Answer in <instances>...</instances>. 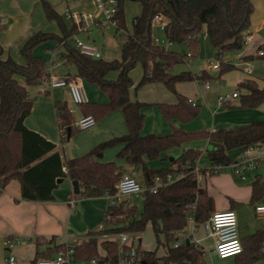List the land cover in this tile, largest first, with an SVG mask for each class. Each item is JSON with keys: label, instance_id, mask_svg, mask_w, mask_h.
I'll use <instances>...</instances> for the list:
<instances>
[{"label": "trees", "instance_id": "16d2710c", "mask_svg": "<svg viewBox=\"0 0 264 264\" xmlns=\"http://www.w3.org/2000/svg\"><path fill=\"white\" fill-rule=\"evenodd\" d=\"M125 1L119 0L117 36L127 30ZM138 1L141 12L134 20L132 32L127 33L120 59H95L82 54L70 44L61 46L62 57L67 59L64 63L75 69L69 78H82L97 84L109 97L108 103L88 101L81 104L84 115H93L98 121L116 109H121L128 128L125 135L103 141L87 154L69 159L66 163L54 142L25 124L33 106L26 84L38 85L47 74L43 58L34 54V49L50 39H60V36L46 32L31 36L21 49L26 59L25 64L18 63L11 56L3 59V47L0 44V194L10 180L18 179L22 185L23 199L52 200L58 179L64 177L79 181V196L113 194L122 174L116 171L114 161L102 162L100 158L106 149L123 145L118 157L131 165L142 167L145 185L151 186L158 176L163 181H167L169 175L183 176L160 187L155 193L145 191L141 213L137 206H128V199H123L118 204H109L105 214V227L96 232L100 235L128 233L134 241L133 234L143 233L147 225L151 224L158 246L155 250H139V242V247L135 248L137 255L131 264H203L199 261L203 250L195 243L181 242L179 246L173 245L180 241L177 235L186 229L189 217L193 216L196 223H203L208 221L216 210L215 199L209 194L205 183L198 179V173L205 177V174L216 175L227 171L224 167L237 161L244 149L264 144V119L237 128H218L215 131H186L174 128L167 135H143L141 131L145 120L142 113L144 102L133 100L131 97L130 91L134 86L131 73L137 66L142 67L143 73L136 88L160 82L177 95V103L159 104L167 121L192 120L199 114L200 105L178 93L176 83L193 80L211 82V76L207 70L202 71L200 75L191 71L173 73L175 65L186 62L188 53L182 56L167 49L163 44L156 43L152 19L156 14H162L166 18L164 31L168 41L187 43L192 55L199 49V34L204 32L212 46L218 48L221 56L227 50H239L243 47L244 38L249 35L251 29L254 5L252 0ZM42 3L46 16L59 23L65 37L77 32L74 27L67 28L65 19L50 2L42 0ZM4 28L5 24L0 16V32ZM260 51L263 54H260ZM256 58L264 59V42L258 47L256 54L246 56V59ZM222 64L221 61L220 66ZM232 68L234 66L227 64L221 73ZM113 72H117L115 78L110 77ZM19 76L25 79V84L19 82ZM236 89L240 108H257L264 104V80L261 84L255 78H247L239 82ZM69 108L66 101L56 102L57 121L64 140L78 130L74 126V115L70 113ZM198 138H207L212 146L209 150V167H199V170L195 171L202 154L198 149L184 150L174 161L178 163L176 167L170 165L154 169L147 165L145 157L150 160L159 159L166 150ZM232 150L237 151V154L231 155ZM220 166L223 169H217ZM230 202L232 206L236 204L233 199H230ZM250 202L253 205L264 204V177L257 175L252 182ZM96 232V235L92 233L89 239L74 247V260H104L118 264L121 259L120 243L115 239H104L101 244L106 250V255L101 256L98 251L99 235ZM161 235H164V241ZM242 243L244 250L236 256L241 257L239 264H253L256 259L264 258V231H257ZM161 246L166 248L164 255L157 253ZM66 247L62 244L49 249V256ZM247 247H250L248 252ZM123 248L126 253L122 259H130L132 245L124 244ZM40 254L37 250L36 255Z\"/></svg>", "mask_w": 264, "mask_h": 264}, {"label": "crops", "instance_id": "0c3cea01", "mask_svg": "<svg viewBox=\"0 0 264 264\" xmlns=\"http://www.w3.org/2000/svg\"><path fill=\"white\" fill-rule=\"evenodd\" d=\"M5 3L8 4L6 9ZM40 3L43 6V3ZM40 3L37 2L35 7L34 5L31 7L29 0H3V3L0 4V16L2 17V21L4 23L6 22V27L0 32V44L3 47V59L11 56L18 63L24 64L22 63L24 59L21 49L25 42L38 32L54 33L59 35L60 39L61 37H64L62 28L56 20L50 19L53 20L51 21L53 23L51 26H49V28H46L44 25H42L41 21L38 22V20L41 18L42 12H44L42 11V7L40 9L38 5ZM50 4L55 8L56 4ZM64 7L62 9V14L60 13L61 11L55 8L58 13L61 14L62 18H64ZM34 8H37L38 15H36ZM44 15H46V12L43 13V18ZM66 26L68 29L73 27L72 24L69 26L67 23ZM103 29L104 28H98L95 30L98 32V34H101L102 31L100 30ZM92 31L93 29L88 33L79 34L90 35ZM248 33L250 35L249 42H252L256 35L251 29ZM116 35L118 34L116 33L115 28V36ZM60 39H55L57 40V43L53 41H46L40 44L34 49V54L43 58L46 70L49 72L56 73L60 76H70L73 75L75 71L71 72L69 66L63 62L62 47L59 45ZM85 40L91 41V38L89 37ZM263 42L264 40L260 39L258 42L259 45L257 44L258 46L255 49L256 53L258 47ZM40 47H44V51H48V53H38L37 50ZM100 47L103 48V46ZM200 48V50H202L201 46ZM248 55H253V53L247 50L246 53L239 52L238 56L240 57H236V60L234 56L229 58L230 62L233 63L229 64L234 67H240L244 62L247 63L249 67L245 66L246 70L240 69V72L238 71L239 69H236V72L238 73L233 74V70L230 69L226 72L220 73L219 77H221L223 81L227 82L233 87H237L239 82L247 78H255L262 84L263 79L260 80L259 78H256L252 73L255 72V66L253 65L256 61L254 59H246V56ZM58 56L59 58H57ZM194 56L195 55H192L191 57L187 58L186 63H188L189 66H191L189 59L193 58ZM215 62L221 63V60H216ZM213 63L210 62L209 64L212 65ZM210 65L206 67V70L216 71L220 70L221 68L220 66L218 69H211ZM60 66H64V69L56 71ZM116 76L117 72H113L110 75L112 78H115ZM80 79L83 82L89 101H92V99L98 100L100 102L106 101L103 95H101L100 91L87 88V81L82 78ZM24 80L25 79L23 78L22 82L20 80L19 82L24 84ZM157 83L159 82L149 83L148 85L146 84L148 86L149 92L156 94L147 102H178V97L176 94L175 98L167 97L162 93L160 87L155 85ZM136 85L137 84L134 83V86L130 91L132 99L146 101L140 96V93L137 92V88L135 87ZM26 87L30 93V97L33 100V106L30 114L25 120V124L28 128L39 132L45 138L54 142L56 144V149L62 155L64 163H66V161L69 159L87 154L95 146L103 141L125 135L128 132L125 115L122 111V114L120 112H116L107 115V117L103 120L97 121L94 127L82 130V132H79L75 135L73 134L70 138L64 140L57 121L56 102L61 101L63 97L61 91H63V93L67 91L68 98L64 101L70 102V105L67 102L69 106L73 105L69 88H50L44 82H41L38 85L26 84ZM176 90L178 93L187 96L189 99L197 101V103L200 105L199 116L195 119L200 120V126L193 128L191 126H194L196 123H183L178 119H174L171 122L165 119V121L163 119L164 115H162L163 117H159V113L155 111L156 108H153V113L155 112L153 116L158 117V119L161 118V126L159 127V130L156 128L153 130L158 131L157 135L170 134L174 128H182L186 131H197V129L215 131L218 128H237L248 125L254 121L264 119V110L262 108V105L264 104L257 108H240V100L238 98H230L229 103H227L230 104V106L222 104L219 101L220 95H231L235 90H237L236 88L231 93H223L219 90V88L213 90L212 85L209 88H206L198 81L193 80L177 82ZM147 110L149 109H146L145 111ZM35 113L36 115H34ZM75 114L78 115V118L84 116L80 105L77 107ZM143 131L144 130H142L141 133L146 135V132L143 133ZM203 141H207V146H211L207 138L187 140L180 146L170 148L163 152L159 159L150 160L145 157V160L150 168H154L160 160L169 161L168 166L173 165L176 167L178 163L174 161L184 150L203 147ZM122 147L123 145H115L106 149L102 158H100V161H114L117 172H120L122 175L130 174L135 177L139 176L143 180L142 184L145 185L146 179L142 167L139 172L140 166L131 165L125 159L118 157V152L122 149ZM207 149L210 148L208 147ZM198 163L201 166V162L199 161ZM64 169L66 170V167ZM224 174L225 171L220 174L210 175L206 181L207 189L209 194L215 199L216 210L233 208L236 211L238 215L240 237L242 241L245 242L252 234H255L257 231H264V223L259 225L256 222V219L264 220V212H259L256 209L257 205L262 204L253 205L250 202L252 183L238 186L232 183V179ZM239 178L241 181L245 180L241 177ZM72 182L73 181L68 177L62 178V182L58 183L57 188L54 190V199L48 201L25 200L22 198V185L18 179H12L7 183L0 194V241H2L5 245L4 240H6L8 237H18L19 242L15 246V254L17 258L16 264H36L39 259L55 256L58 252H53L51 256H49L48 250L58 245L64 244L67 247L74 248L84 240L89 239L91 234L96 232L94 231L95 226L101 225L106 214V208L110 204L107 194L97 197L78 196V194L74 193ZM230 199L235 201L236 204L234 206L231 205ZM246 214L249 217L255 218L249 224H244L243 221V218ZM203 226L208 228L211 232L208 222H205L204 224L196 223L192 216L191 219L188 220L186 229L179 233L184 234V238L178 237V239L181 242H184L187 238H190V242L195 243L204 252L205 247L202 244V240L204 239L205 234H199V230L200 228L203 229ZM139 234L141 235L142 233H138L136 236L138 237V240L141 239V243L142 238L139 237ZM209 234L211 236V233ZM101 235L98 236V251L99 254L105 256L106 250L101 244L102 241L104 239H115L114 237L116 236L117 238L118 234L110 237ZM133 245H135V243ZM214 248L212 249L213 251ZM249 249L250 247H247L246 251L248 252ZM37 250L41 252V254L38 256L36 255ZM157 251L158 255H164L166 253V248H164L163 251L162 249L158 248ZM214 255L216 256L215 251ZM8 258L9 255L6 258L7 264H11L8 261ZM92 262L97 263V260H92ZM65 264L78 263H75L74 258H72L70 262H66Z\"/></svg>", "mask_w": 264, "mask_h": 264}, {"label": "rangeland", "instance_id": "374dc122", "mask_svg": "<svg viewBox=\"0 0 264 264\" xmlns=\"http://www.w3.org/2000/svg\"><path fill=\"white\" fill-rule=\"evenodd\" d=\"M52 4H56L55 8H57L59 11H61L60 13L62 14V9L64 7V5H69L72 8H75V6L78 4L76 3L77 0H69V1H64V0H47ZM37 2H42V0H29V3H31V7H35V5L37 4ZM253 5H254V12L251 16V30L252 32L256 35L255 39H253L252 42H249L248 44H243V47L239 50H227L225 52L222 53V55L220 56V51L218 50V48H215L212 46L210 40L208 39V36H206L204 34V32L200 33L198 36V41H199V49L194 51V57L190 58V62H191V66L188 65V63H180L174 66L173 68V73L177 74V73H181L183 71H191L193 74L196 75H200L202 73V71L206 70V67H208L210 64V62H215L216 60H221L223 62L220 70H216V71H208L209 75L211 76L210 80H211V85H212V89L216 90L217 88H219V90L221 92H232L236 87H233L231 85H229L227 82L223 81V79H221V77H219V74L221 73V70L225 67V65L231 63L230 62V57H240L238 56L239 52H244L246 53V51H250L253 54H255V49L256 47L259 45L258 42L260 41V39L264 40V0H252ZM3 3V0H0V4ZM40 9L42 7V11L45 12V10H43V6L42 4H38ZM8 7V4L5 3V9ZM34 11L37 14V8H34ZM41 14V18L38 20V22H42V25H44L46 28H49V26L52 25L53 20H50L46 15H44L43 18V13ZM141 12V5L140 2L138 0H126L124 2V14H125V19H126V25H127V30H125L126 33H122L121 36H115V27L113 25H109L107 27H105L102 31L101 34H98V32L93 29V31L90 33V35H85V34H78V37H80L81 39H88L89 37L91 38V41H95L97 45L99 46H103L100 47L102 50V58L104 60H113V59H120L122 56V46H123V42L124 40L127 38L128 34L127 33H131L133 30V25H134V20L135 18L140 14ZM6 20V19H5ZM65 22L67 23V25L70 26L71 22L69 20H65ZM5 27H6V22L4 23ZM46 30H51V29H46ZM153 35L156 37H161L162 39H164V42L161 43L164 46H166V48L168 49H172L175 50L177 53H179L182 56H185V54L190 50V46L187 43H170L166 37L165 31L161 30L158 27H153ZM48 41H53L57 43V40L55 39H50ZM250 41V39H249ZM74 40L70 41V46L74 47ZM258 44V45H257ZM200 46L202 47V50H200ZM45 48L44 47H40L37 52L38 53H48V51H44ZM255 52V53H254ZM59 58V56L57 57ZM61 58V57H60ZM23 62L22 63H26V59L23 56ZM256 62L253 66H255V72H252L253 75L256 78H259L260 80H264V59L262 58H256L254 59ZM234 61V60H233ZM240 61V60H239ZM243 61V58H242ZM243 65H241L240 67L236 66L234 68H232L233 70V74H237L238 72H236V69H239L238 71L241 72L240 69L242 70H246L245 66H248L247 63H242ZM249 67V66H248ZM70 71L74 72L75 69L73 66H69ZM64 66H60L58 67V69L56 71L59 70H63ZM239 72V73H240ZM143 70L141 66H137L136 68L133 69L132 71V78L135 84H138L141 76H142ZM19 80L22 82L23 77L19 76ZM196 81V80H194ZM198 81V80H197ZM201 85H204V83L199 80L198 81ZM23 84V83H22ZM24 84H25V80H24ZM149 84V83H148ZM147 84V85H148ZM146 84L140 86L139 88H137V92L140 93V96L146 100V101H142L144 102V106L142 107V113L145 115V120H144V125L142 130L143 133L146 132L147 134H157L158 131H153L155 130V128L157 130H159V127L161 126L160 124V119H158V117L153 116V108H156L155 111H157L159 113V117H161L163 115L161 108H160V102H147L149 101L150 98L154 97L156 94L155 93H151L149 92L148 86ZM155 85H158V87H160L161 91L163 94H165L167 97L169 98H175V93L170 91L163 83H157ZM87 88L89 89H93L95 91H100L101 95H103V97L105 98V102H100L98 100H94L92 99V101L94 102H99V103H108L109 101V97L108 95L97 85L94 83H89L87 82ZM62 92V99L61 101H64L68 98V93L67 91H65L63 93ZM68 102V101H67ZM70 105V102H68ZM262 108L264 110V105H262ZM146 109H149L147 111H145ZM116 112H120L122 114V110L121 109H116L115 111H113L112 113H116ZM111 113V114H112ZM36 115V113L34 114ZM110 115V114H109ZM148 116V118H147ZM199 116V114L193 118L192 120L188 121V122H183V123H196L194 124V126H191L193 128H197L199 127V121L200 120H195L197 117ZM107 116L103 117L100 120H103L104 118H106ZM163 117V116H162ZM35 118V117H34ZM33 118V119H34ZM74 120L78 119V115L74 114ZM164 120L166 119L165 116L163 118ZM99 121V120H98ZM166 121V120H165ZM197 121V122H196ZM188 128V127H187ZM198 131V129H197ZM82 132L81 129H78L75 131V134ZM74 134V135H75ZM208 143L207 141H203V147H198L197 149L202 151L201 157L199 159V161L201 162V166L202 167H209L210 162H209V150L211 149V146H207ZM210 149H207V148ZM243 152V151H242ZM240 152V154L242 153ZM231 155H236L237 151L232 150L230 151ZM239 154V155H240ZM253 154V153H250ZM198 161V162H199ZM169 161L166 160H160L154 167V169H159V168H163V167H167L168 166ZM198 164V167H201ZM141 170V167L139 168V172ZM227 177H230L232 179V183H234L235 185L241 186V185H247V184H251L255 179L256 176H262L264 177V162L260 163V165L258 167L255 168H251L249 170H247L245 172V180L241 181L240 178L237 176V174H235L233 171L231 170H227L225 171V174ZM210 175L209 174H205L204 179H202V182L206 184V181L208 179ZM135 177V176H134ZM139 177V176H138ZM136 176V178L138 179V181L142 184V178L139 177L138 178ZM202 178V177H201ZM79 196V195H78ZM82 198V197H81ZM125 199H128V206H137L139 213H141L143 211V206H144V199L142 198L141 194H137V195H131L129 197H125ZM107 209V208H106ZM245 212V211H244ZM255 218L254 217H249L247 214L245 215V217L243 218L244 224H249L250 222H252ZM105 222V216L103 219V222L101 224H104ZM207 222V221H206ZM257 224H262L264 223L263 219H256ZM205 222H203L204 224ZM99 226H95V230H98ZM93 231V230H92ZM97 233V232H96ZM205 234L204 239L202 240V244L205 247V250L203 252V254L201 256H199V261L202 262L203 264H239L240 258L241 257H230L227 258L225 260H220L218 259L215 255H214V251L212 250L215 247V243H214V238L213 236L209 233H211L209 231L208 228L203 226V229L200 228L199 230V234ZM95 234V233H94ZM138 234V233H137ZM96 235V234H95ZM97 235L100 236L99 233H97ZM116 235L114 233H110V234H106V235H101V236H113ZM132 237V235H130ZM134 238L136 239V243L134 245L135 248H138L139 246V240L138 237L136 236V234H133ZM184 234H179L177 235V237H183ZM13 240H12V247L6 248V242L7 239L4 240L5 241V245L3 244L2 241H0V264H7L6 258L8 257V255H13L15 258V262L14 264H16L17 262V258H16V254H15V246L16 244L19 242L18 237L16 236H12ZM139 237L142 238V242H141V246L139 250H153L155 249L158 245H157V238L155 236L153 227L151 224H148L145 231L140 235ZM116 238V236L114 237ZM161 239L164 241V235H161ZM127 244H131V243H127ZM174 245V243H173ZM160 249H164L163 246L160 247ZM120 253H121V259L119 261L118 264H128L126 261H124L122 258L124 257L126 251H124L123 245L120 244ZM101 255V254H100ZM102 256V255H101ZM71 261V259H70ZM68 261V262H70ZM100 260H97V263H93L92 260H84V259H79L76 258L74 260L75 263H82V264H100L99 263ZM32 264V263H31ZM103 264H111L110 262H104ZM253 264H264V258H259L256 259Z\"/></svg>", "mask_w": 264, "mask_h": 264}, {"label": "built area", "instance_id": "2783aa9c", "mask_svg": "<svg viewBox=\"0 0 264 264\" xmlns=\"http://www.w3.org/2000/svg\"><path fill=\"white\" fill-rule=\"evenodd\" d=\"M69 1V0H66ZM78 3L75 8L66 5L64 7L63 16L65 20H69L72 26L77 30V32L69 35L68 37H61L59 40V45L63 46L70 44L71 40H74V47L80 51L82 54L92 57L95 59L102 58V50L99 45L95 42L84 40L78 37L79 33H88L92 29L105 28L109 25H113L115 28L118 26V10H119V0H77ZM166 18L162 14H156L152 19V27H158L161 30H165ZM207 35V34H205ZM250 35L245 36L244 44H248ZM154 41L156 43H163L164 39L161 37L154 36ZM260 54H263L260 51ZM191 52H188V57H191ZM67 59L63 57V62ZM211 69L220 68V63L215 62L210 65ZM42 82H44L50 88L56 87H67L71 93V99L73 105L70 106L69 111L73 115L77 111V107L83 103L89 101L87 93L84 89L83 82L80 78H69V76H60L56 73L49 72L43 76ZM206 88L211 86V82L207 81L204 83ZM238 91L235 90L231 95H220L219 101L223 103H229L230 98H237ZM194 104L197 101L190 99ZM97 123L96 118L93 115H84L74 121V126L77 129L85 130L94 127ZM253 153V154H250ZM264 162V144H257L250 146L243 150V152L238 156L237 161L224 167L227 170L233 171L237 176L245 179V172L251 168L258 167L260 163ZM217 169H223L221 166ZM199 167L195 169L197 172ZM183 174L178 176L169 175L167 181H163L161 177H156L154 183L151 186L141 184L136 177L130 174H123L121 179L116 185V192L113 194H107L110 204H118L123 198L129 197L131 195L141 194L142 198L145 191L157 192L160 187L172 183L177 179L181 178ZM202 177V178H201ZM198 179L202 181L204 177L199 175ZM257 211L264 212V204L256 206ZM191 219V217H189ZM211 235L214 238L215 243V254L219 259H227L233 256L241 254L244 250V246L239 233L238 225V215L235 210L223 209L215 210L209 220L207 221ZM105 226L101 224L98 230L103 229ZM13 237L7 238V248L12 247ZM120 244L124 245L131 243L132 249L129 252L130 259H126L128 264L133 262L134 257L137 252L134 247L136 239L132 240V237L128 233H120L118 237L115 238ZM185 242V241H184ZM181 241L174 243V246H179ZM74 248L66 247L58 251L55 256L42 258L37 261L36 264H65L70 259L73 258ZM8 261L14 264L15 258L10 255Z\"/></svg>", "mask_w": 264, "mask_h": 264}, {"label": "water", "instance_id": "95a60500", "mask_svg": "<svg viewBox=\"0 0 264 264\" xmlns=\"http://www.w3.org/2000/svg\"><path fill=\"white\" fill-rule=\"evenodd\" d=\"M58 183H60V182H62V178H60V179H58V181H57ZM72 184H73V188H74V193L75 194H80V183H79V181L78 180H74L73 182H72ZM141 241V239H139V242ZM185 243H190V238H187L186 240H185ZM105 261L104 260H100L99 261V263L100 264H103Z\"/></svg>", "mask_w": 264, "mask_h": 264}]
</instances>
